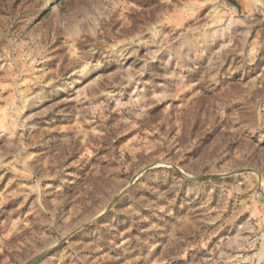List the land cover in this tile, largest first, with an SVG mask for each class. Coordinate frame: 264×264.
Segmentation results:
<instances>
[{
	"label": "rangeland",
	"instance_id": "1",
	"mask_svg": "<svg viewBox=\"0 0 264 264\" xmlns=\"http://www.w3.org/2000/svg\"><path fill=\"white\" fill-rule=\"evenodd\" d=\"M0 264H264V0H0Z\"/></svg>",
	"mask_w": 264,
	"mask_h": 264
},
{
	"label": "trees",
	"instance_id": "2",
	"mask_svg": "<svg viewBox=\"0 0 264 264\" xmlns=\"http://www.w3.org/2000/svg\"><path fill=\"white\" fill-rule=\"evenodd\" d=\"M234 2V4H237L235 1H233Z\"/></svg>",
	"mask_w": 264,
	"mask_h": 264
}]
</instances>
